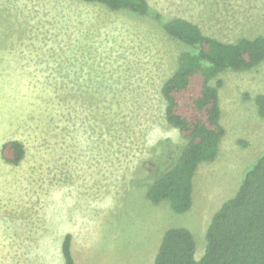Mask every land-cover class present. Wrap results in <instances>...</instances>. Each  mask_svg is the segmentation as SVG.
Returning <instances> with one entry per match:
<instances>
[{"label":"rangeland","instance_id":"1","mask_svg":"<svg viewBox=\"0 0 264 264\" xmlns=\"http://www.w3.org/2000/svg\"><path fill=\"white\" fill-rule=\"evenodd\" d=\"M147 1L139 16L82 0H0V146L25 147L16 165L0 156V264H63L67 232L78 264H153L156 238L175 226L191 231L200 258L212 215L264 151L263 60L218 75L225 133L195 172L189 210L146 197L186 142L160 89L187 46L155 13L226 42L264 32V0ZM110 229L123 231L118 244Z\"/></svg>","mask_w":264,"mask_h":264},{"label":"trees","instance_id":"2","mask_svg":"<svg viewBox=\"0 0 264 264\" xmlns=\"http://www.w3.org/2000/svg\"><path fill=\"white\" fill-rule=\"evenodd\" d=\"M82 1L139 16L151 11L147 0ZM161 16L155 13L163 32L187 46L160 89L165 119L186 142L173 164L148 185L146 197L154 203L168 200L174 211L185 212L192 204L193 178L199 164L215 159L225 133L219 121L218 88L223 81L218 75L257 67L264 60V32L226 42L205 34L186 18ZM255 102L264 118V94H256ZM24 155L25 147L18 139L0 146V156L8 164H18ZM205 241L203 254L196 258L191 231L183 226L169 227L162 234L153 264H264V151L245 170L235 194L212 215ZM60 254L63 264H77L69 232L61 240Z\"/></svg>","mask_w":264,"mask_h":264},{"label":"crops","instance_id":"3","mask_svg":"<svg viewBox=\"0 0 264 264\" xmlns=\"http://www.w3.org/2000/svg\"><path fill=\"white\" fill-rule=\"evenodd\" d=\"M144 230H145V229H144ZM108 232H109L110 234H112V235H115V237L112 236L111 238H112V239L115 238V239H116V242H117V244H118V241H119V237H118V235L122 234L123 231H121V230H119V229H110V231H108ZM163 232H164V231H163ZM163 232H162L160 235H158V237L156 238V244H155L156 246H157V241H159L160 236L162 237ZM149 239H150L149 237L144 238V243H146ZM156 246L154 247L153 252H152V254H151V259H152V258L154 259V256H155V253H156V251H155ZM146 253H147V251L144 250V255H145ZM96 256H97V255H96ZM96 256H94V257H96ZM100 256L109 257L108 259H110V258L112 257V255H111V254H108V253H102ZM100 256H98V257H100ZM77 264H78V263H77ZM118 264H119V263H118Z\"/></svg>","mask_w":264,"mask_h":264}]
</instances>
